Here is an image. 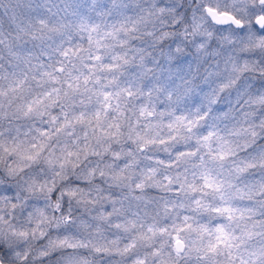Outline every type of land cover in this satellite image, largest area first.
Instances as JSON below:
<instances>
[{"label": "clouds", "instance_id": "obj_1", "mask_svg": "<svg viewBox=\"0 0 264 264\" xmlns=\"http://www.w3.org/2000/svg\"><path fill=\"white\" fill-rule=\"evenodd\" d=\"M0 264H264V0H0Z\"/></svg>", "mask_w": 264, "mask_h": 264}]
</instances>
